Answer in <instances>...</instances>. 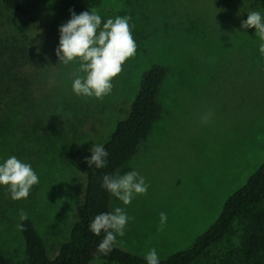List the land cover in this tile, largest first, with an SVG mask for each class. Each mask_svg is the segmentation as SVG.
I'll return each mask as SVG.
<instances>
[{
	"label": "rangeland",
	"instance_id": "obj_1",
	"mask_svg": "<svg viewBox=\"0 0 264 264\" xmlns=\"http://www.w3.org/2000/svg\"><path fill=\"white\" fill-rule=\"evenodd\" d=\"M21 1L23 13L0 1V117L13 125L0 162L16 156L31 164L39 183L20 200L0 186V254L23 262L21 211L49 255L57 254L87 184L70 145L90 151L104 144L128 117L142 76L157 64L170 67L161 118L118 172L136 170L149 187L127 206L112 198L111 210L121 207L129 217L114 245L141 257L155 248L160 259L188 248L264 165V56L255 28L242 27L247 13L264 14V0ZM73 11H94L102 23L129 18L136 53L103 99L75 95L79 64H59L56 56L59 29Z\"/></svg>",
	"mask_w": 264,
	"mask_h": 264
},
{
	"label": "trees",
	"instance_id": "obj_2",
	"mask_svg": "<svg viewBox=\"0 0 264 264\" xmlns=\"http://www.w3.org/2000/svg\"><path fill=\"white\" fill-rule=\"evenodd\" d=\"M0 1L15 13L24 12L21 0ZM81 1L89 6L100 4V0ZM169 70V66L157 64L142 76L128 117L117 123L102 144L109 153L107 167H89L85 158L92 155L91 151L82 150L77 143L70 145L72 162L87 178L83 200L76 207L77 220L54 257L49 255L33 221H23L21 264H147L144 257L115 245L107 256L99 255L96 249L103 234L93 235L89 224L98 214L112 211L113 197L101 187L102 176L116 174L130 163L160 120L163 109L159 97ZM10 105L14 107L16 102ZM12 128L10 121L5 123L0 117V153L1 143H7ZM0 264L13 262L0 254ZM160 264H264V165L226 201L218 219L204 234L185 250L160 259Z\"/></svg>",
	"mask_w": 264,
	"mask_h": 264
},
{
	"label": "clouds",
	"instance_id": "obj_3",
	"mask_svg": "<svg viewBox=\"0 0 264 264\" xmlns=\"http://www.w3.org/2000/svg\"><path fill=\"white\" fill-rule=\"evenodd\" d=\"M242 21L244 29L255 28L256 36L261 41L259 53L264 56V14L251 11ZM98 13L84 11L71 14V19L59 29L60 40L56 48L59 64L78 63V75L72 82V91L77 96L103 99L113 90V78L122 71V66L136 53V43L132 36L128 17L108 18L102 23ZM92 155L86 157L89 167L102 169L107 167L109 153L103 145L94 144ZM39 177L31 164L10 156L0 162V186H6L11 199H26ZM101 187L112 197L127 206L139 195L147 193L148 184L136 170L123 175L104 174ZM27 214L21 211L20 220L26 221ZM129 217L125 210L116 207L114 211L98 214L89 224V230L103 239L97 245V253L107 256L116 242V237L125 235ZM167 223V214L160 213L161 228ZM21 228L23 224L19 225ZM147 264H160V257L155 248L146 253Z\"/></svg>",
	"mask_w": 264,
	"mask_h": 264
}]
</instances>
